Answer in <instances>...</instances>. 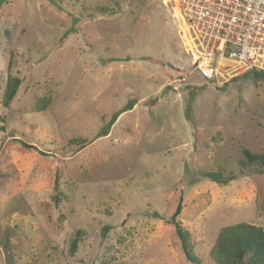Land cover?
Returning a JSON list of instances; mask_svg holds the SVG:
<instances>
[{"label":"rangeland","instance_id":"rangeland-1","mask_svg":"<svg viewBox=\"0 0 264 264\" xmlns=\"http://www.w3.org/2000/svg\"><path fill=\"white\" fill-rule=\"evenodd\" d=\"M175 3L0 0V264H191L180 199L201 264L222 228H264V73L198 77Z\"/></svg>","mask_w":264,"mask_h":264},{"label":"built area","instance_id":"built-area-1","mask_svg":"<svg viewBox=\"0 0 264 264\" xmlns=\"http://www.w3.org/2000/svg\"><path fill=\"white\" fill-rule=\"evenodd\" d=\"M175 2V17L185 23L191 39V69L198 77L216 79L226 61L264 73V0Z\"/></svg>","mask_w":264,"mask_h":264},{"label":"trees","instance_id":"trees-1","mask_svg":"<svg viewBox=\"0 0 264 264\" xmlns=\"http://www.w3.org/2000/svg\"><path fill=\"white\" fill-rule=\"evenodd\" d=\"M252 72L254 74V70H252ZM19 83V79L9 76L4 95L5 105H8L14 99ZM47 103L48 102L41 101L38 109H45ZM133 106H131L129 109H132ZM186 111L187 115L190 117L191 103L188 104ZM117 116L115 115L112 118L110 122L111 124H114ZM101 134L107 135V129L101 132ZM16 141H20L21 145L25 148L37 149L35 146L29 145L21 140ZM245 154L250 163H253L257 158L247 150H245ZM203 175L212 182L222 184H227L234 179V177L225 178L219 171L205 172ZM2 177L3 174L0 172V179ZM182 208V199H180L175 211L167 221L174 225L175 233L180 242V248L185 260L191 264H201V259L194 251L191 241V234L179 220V215L181 214ZM152 215L156 218H163L156 211L153 212ZM108 229L109 228L107 226L104 227V236L106 235ZM211 257L215 264H264V228L257 226L256 224L243 222L222 228L218 233L217 244L212 250Z\"/></svg>","mask_w":264,"mask_h":264},{"label":"bare ground","instance_id":"bare-ground-1","mask_svg":"<svg viewBox=\"0 0 264 264\" xmlns=\"http://www.w3.org/2000/svg\"><path fill=\"white\" fill-rule=\"evenodd\" d=\"M185 44H187V45H189V46H190V45H191V42H189V41H186V42H185Z\"/></svg>","mask_w":264,"mask_h":264}]
</instances>
